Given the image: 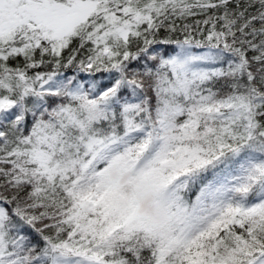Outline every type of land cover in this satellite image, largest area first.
<instances>
[{
	"label": "snow or ice",
	"instance_id": "6c2138e0",
	"mask_svg": "<svg viewBox=\"0 0 264 264\" xmlns=\"http://www.w3.org/2000/svg\"><path fill=\"white\" fill-rule=\"evenodd\" d=\"M0 264H264V0H0Z\"/></svg>",
	"mask_w": 264,
	"mask_h": 264
}]
</instances>
